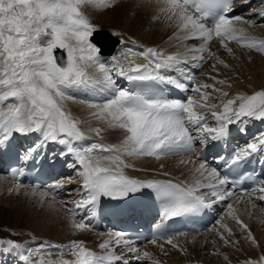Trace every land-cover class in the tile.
Masks as SVG:
<instances>
[{"label":"snow or ice","instance_id":"obj_1","mask_svg":"<svg viewBox=\"0 0 264 264\" xmlns=\"http://www.w3.org/2000/svg\"><path fill=\"white\" fill-rule=\"evenodd\" d=\"M251 3L252 0H239L240 7L248 8L244 15L236 14L237 0H157L158 9L152 19H163L176 29L170 40L203 43L186 48L183 53L170 54L152 46H139L138 51L128 48L119 56L111 57L112 66L108 67L101 47L92 39L99 28L84 8H112L114 0H0V150L10 146L17 135L30 134H38V140L25 150L23 159L38 156L49 142L63 146L54 157L72 158L65 166L75 172L79 188L77 198L72 201L73 208L67 211L71 216L70 226L77 232L91 230L89 217L95 214L103 198L127 202L151 195L141 190L151 189L159 200L161 223L231 201L237 196L229 179L232 173L255 180L257 187L240 193L241 197L248 196L255 208L254 193L264 201V179L245 177L237 170L254 154L264 153V131L244 146L233 149L229 156L217 153L215 167L208 164L203 150L196 151L195 145L200 144L203 149L209 141L226 140L233 125H245L237 130L246 135V121H264V89L229 96L227 91H222L226 81L217 79L219 73L208 77L213 81L211 84H193L192 75V69L201 67L207 59L229 68L225 60L209 49L208 44L213 39L218 40L229 55H233L231 42L264 54V38L248 33L249 28L264 27V6L256 9ZM112 35L122 34L114 30ZM189 55L191 62L182 58ZM131 56L142 57L144 62L137 63ZM212 67L215 70L216 65ZM114 77L123 78L128 86L118 84ZM165 88L191 91L199 99L169 98L164 94ZM76 90H87L100 98L99 102H79L91 110L92 118L103 120L107 129L121 131L119 144L102 142L105 128L92 127L85 131L81 127L84 121L67 103L78 99L73 94ZM208 115L214 125L209 124ZM193 131L197 132L196 136ZM89 133L101 139L82 143L90 140ZM188 153L192 154L189 159L180 163L193 165L191 181L140 180L123 171L131 167L126 157L160 159ZM222 169L228 171L222 174ZM24 174L22 168L12 170L11 179L16 183L17 194L22 187L17 179ZM63 186L58 182L39 192L41 204L44 198L51 196L49 207L54 208L53 189ZM12 191L9 189L10 194ZM37 192L33 187L31 195ZM62 207L67 208V205ZM81 209L87 210L86 215L77 220L76 210ZM226 216L232 218L246 240L259 246L232 203H227ZM216 224L222 231L215 228L210 231H216L225 247H235L239 241L233 230L223 223V217L216 220ZM107 236L98 244L99 253L87 247L83 240H72L67 245L41 241L36 248H31L12 239H0V252L16 254L23 264H129L124 256L116 253V249L125 248L137 264L142 261L161 264L151 252L135 247V240L127 233L117 231ZM160 240L164 243H159ZM149 242L165 255L168 254L165 243L181 254L188 251L175 235L154 234ZM54 253L59 258L52 259ZM224 260L228 261L229 257L224 255ZM244 264H264V255L248 259Z\"/></svg>","mask_w":264,"mask_h":264},{"label":"rangeland","instance_id":"obj_2","mask_svg":"<svg viewBox=\"0 0 264 264\" xmlns=\"http://www.w3.org/2000/svg\"><path fill=\"white\" fill-rule=\"evenodd\" d=\"M121 2H122V0H114V6L112 8H102L100 10H93V7L85 6L84 11L90 16L92 22L95 23L99 29L104 28V29L109 30L111 33L114 30L119 31V32H121L122 35L117 36V37H119L123 41L129 40V41H134L135 43H138V44H141V43H140V40L137 38V35H140L143 32L141 30L138 31V29H137V31H134L135 29L132 26L130 27L131 21H134V19L138 18L139 19L138 25L139 26L141 25L143 29L144 28L149 29L150 27L158 29V27L161 26L160 21H154L152 19V17L156 14V8L155 9L150 8L151 5L148 1H146V2L144 1L143 3L141 2V0L128 1L127 4H129L128 7L130 9V11H129L130 13L128 12V15L126 14L124 17H121L118 19V17H115V15H116L115 11H116V6L118 4H120ZM134 5H136V6H134ZM146 7L147 8L149 7V9H147ZM246 13H248V12H246ZM146 15L147 16L149 15V16L147 17ZM110 16L112 18V21L109 20V18H108ZM255 18L256 17H253V19H255ZM130 19H131V21H130ZM144 21H145V23H144ZM167 26L169 27L168 24H167ZM163 28L164 27H162L160 30L165 31ZM260 28H264V27H260ZM170 29L172 32H174V30H173L174 28L170 27ZM160 30H158L157 32H160ZM172 32H171V34H172ZM248 33L250 35H253V36L258 37V38H264V31L263 30L261 31L262 34L252 32V31H249ZM166 38L168 40V37H166ZM157 39L158 38L154 37L152 43L149 44V46L157 47L158 49H162L166 53L178 52L181 48V46L180 47L177 46L178 48L175 47L176 45L175 44L173 45V43H172V45L167 44L168 41L161 43L160 41H157ZM158 42H160L161 44ZM184 42H185L184 44L187 46V48H189V47H188L186 42H189V44L195 43L196 45L193 47H198V45L203 43V41H200V40L199 41L198 40H188V41H184ZM199 42H201V43L198 44ZM182 43H181V45L183 46L184 44H182ZM177 45H179V44H177ZM229 46L233 49V55H229L227 53L225 56H220L218 54H219L220 49L222 47L219 45L218 40L213 39L211 42H209L208 47L211 50V52L215 53V55L217 57H219L220 59L225 60V62L229 65V68H224L223 66L217 64L216 60L207 59L206 62L203 63L201 71L195 77V83L203 82V83L211 84V83H213V81L211 79H208V77L209 76H217V73H219V75L217 76V79H223L226 81V85L222 86V88H223L222 91H227L229 93V96H234L240 92L241 93H247L246 91H244V89L249 88V84L250 83L252 84V81L254 84V82H257L259 80V77H261L264 74V68H261V65H263L264 63H261V60H260V57L261 56L263 57L264 54L256 52L254 50H250V49L245 48V47H241V46L237 45L235 42L229 43ZM190 48H192V47H190ZM185 50H186V48L181 49L179 52L183 53ZM117 51H116V53H118L119 55L121 52H123L121 47L118 48ZM188 57H190V56H188ZM253 61H254V64H253ZM213 65H216L215 70L212 67ZM247 69H249V70H247ZM235 78H236V80H234ZM254 80H256V81H254ZM229 84L231 85L230 88H233L236 91V93L235 92L233 93L232 91H234V90H232V89H231L232 91H230V88L227 86ZM218 87H221V86L218 85ZM249 94H251V93H249ZM192 97L194 98V100L199 99L198 95L194 92H192ZM218 99H219V97H218ZM80 100L81 99L76 100V101H80ZM213 102H215V101H213ZM70 109L72 110V112L77 117H79L82 121H84V123L81 125V127L85 131H87L89 128H92V127H100V128L107 129L105 127L106 125H105L104 121H102V120L99 121L97 119L92 118L91 112H89L91 110L88 109L87 106H85L84 109H81L79 111L77 110V108H74V107H72ZM111 134H113L114 136L122 135L121 131L118 129L116 130V132H115V130H112ZM92 135H94V134H92ZM102 135H103L104 141H106L105 139L108 138V135H106L103 132H102ZM108 140L111 141L112 144H119L121 138L113 137V138H109ZM190 156L191 155H183L182 157L168 156V157H164V160H172L174 158H178V160H187V159H189ZM152 158L153 157H149V159H152ZM153 159L155 160V158H153ZM126 160H127L128 164H130L131 162H133V163L137 162L136 157L134 160H132L130 157H126ZM145 162H147V161H145ZM197 165H198V163H197ZM162 166H163V163L158 166V169L161 170ZM177 166L178 165H176V167H175V165H171L170 169L172 170V172H175L179 169V167L177 168ZM186 166H187V170H186L187 173L184 172V170L180 169V172L178 174L182 175L181 177L186 176V178L191 181L192 176H190V175H191V170L193 168V165L187 164ZM141 168H142V166H141ZM6 180L7 179L5 178L4 182H7ZM4 184L5 185L7 184L9 186L8 183H3L1 185V187H3ZM12 185L13 186H10L11 189L13 190L11 192V194L9 193V190H8V192L7 191L4 192V191L0 190V239H12V240L20 242L22 244H25L27 247H31V248H36L37 245L39 244V242H41V241H48L52 244H55L53 242L54 240L52 241L53 235L51 236L48 233L49 231H51L50 228L53 225L52 220H51V216L57 217V214H60V211H61L59 209V207L61 206V208H63L62 205H64V204H62L61 201L56 198L55 207L50 208L49 207V203H50L49 200H51V196L44 198V202H43V204H41V199L38 200V196H39L38 194L33 196V195H31L32 191L21 192V191H23L22 188H21V190H19V194H17L16 187H15L16 184L12 183ZM64 199L68 200L70 198H63V200ZM253 199L255 202H258L260 208L264 210V203L259 202L256 197H253ZM234 201H236L237 203L238 202L242 203L241 204L242 207H243V205L246 206L247 203H249L248 206L251 205V203L249 202V198H248V200L246 199L243 202L237 200L236 198L233 199L232 202H234ZM244 208L245 207H243V209L239 211L240 214H237V216H239V215L241 216L242 213L244 214L246 212L251 213V211H248L247 209H246L247 211H245ZM65 214H67V216L69 215L68 211L65 212L63 210V215H65ZM45 219H47V221L43 222ZM220 219H221V217H220ZM258 222L260 224H263L264 221L261 222V220L259 219ZM223 223H226L229 226V228H231L233 230V232L235 233V237H236L235 239L239 241L238 245H236L235 247H231V253H236V252L238 254L241 253L242 256L244 257V258H239V261L236 262V264L237 263L238 264H244V261H246L248 259H259L258 257L263 255V252H261V249L259 246L256 247V250H255V248L251 247L247 243H246V248L248 247L247 249L242 247L239 250L235 251L236 247L238 248V247L242 246V241H241L242 239H239V237L236 236V230L240 231L241 229L235 224V222L232 220L231 217L225 216L223 218ZM43 224L45 226H43ZM247 225H248L249 229L251 230L252 224L249 222V220H248ZM235 227H237V228H235ZM214 228L217 231H222V229H220L219 225H215ZM259 231L263 232V238H264V229L262 228ZM13 232L18 233V235H12ZM109 232L110 231H103L101 233L100 237L98 238V240L101 242L105 238L106 234ZM115 232L116 231L110 232V233H115ZM104 233H106V234L104 235ZM255 234H256V232H255ZM255 234H253V235H255ZM217 238H218V236L216 234V231H209L204 235L197 236V237H189L186 239L178 240V242H182V244H186L188 247H191V246L195 247V245H197V243H198V246H202L203 242L206 243L207 241H211V240L214 241ZM186 245H184V246H186ZM224 247L225 246L221 242V246L219 247V250L221 251V249ZM216 248H218L217 245H216ZM116 250H117L116 252L119 251V253L124 251L123 248H118ZM255 251H257V253H255ZM202 255H204V252H202ZM249 257H251V258H249ZM192 264H196V261L194 260L192 262Z\"/></svg>","mask_w":264,"mask_h":264},{"label":"bare ground","instance_id":"obj_3","mask_svg":"<svg viewBox=\"0 0 264 264\" xmlns=\"http://www.w3.org/2000/svg\"><path fill=\"white\" fill-rule=\"evenodd\" d=\"M128 1H132V0H122V2L116 6V11H115L116 15H115V17H118V19H119L121 17H124L126 14L128 15V12L130 11V9L128 7L129 4H127ZM144 1L146 2L148 0H144ZM253 4H254V6L252 8H258V7L260 8L261 6H264V5H261L260 4V0L254 1ZM150 5H151L150 8H153V9L156 8V12H157V9H158L157 0H151ZM134 6H136V5H134ZM147 9H149V7ZM108 18H109V20L112 21L111 16L108 17ZM255 19H257V18H255ZM130 21H131V19H130ZM138 23H139V19L136 18V19H134V21H131L130 27L132 26L135 29L134 31H137V29H138V31L141 30L143 32L140 35H137V38L140 40V43L143 46H149V44L152 43L153 38L156 37V38H158L157 41H160L161 43H164L165 41H168L167 44L172 45V43H173V45L174 44L176 45L175 47H177V46L180 47L181 46L180 50L187 48V46L184 44L185 42L182 43L181 41L176 40V39H172V40L169 39V37L172 36L174 32L171 31L170 27L167 26V23L164 22L163 19L160 20L161 26L158 27V29L157 28H152V27H150L149 29H146V28L143 29L141 25L140 26L138 25ZM144 23H145V21H144ZM162 27H164L163 29L165 31L160 30ZM158 30H160V32H157ZM173 30L176 31V29H173ZM262 30L264 31V28L253 27V28H249L248 29V32L249 31H252V32H256V33L262 34L261 33ZM171 32H172V34H171ZM166 37H168V40H167ZM160 42H158V43H160ZM181 43L184 44V45L182 46ZM186 43H187V45H188L189 48L196 45L195 43L194 44H192V43L189 44V42H186ZM200 43L201 42H199L198 44H200ZM177 44H179V45H177ZM199 46L200 45H198V47ZM170 53H172V52H169V54ZM226 54H227V52L223 48H221L218 55L225 56ZM113 56H119V54L115 52L113 54ZM107 59H111V58H107ZM130 59H132L133 61H143V58L142 57H139V56H131ZM260 60H261V63H264V56L263 57L261 56L260 57ZM253 64H254V61H253ZM261 68H264V64L261 65ZM247 70H249V69H247ZM118 78L120 79V81H122V83L126 82L125 80H123V78H120V77H118ZM234 80H236V78ZM254 81H256V80H254ZM231 89L234 90L233 88H230V91H232ZM261 89H264V74L261 77H259V80L257 82H254V84H253V81H252V84L251 83L249 84V88L244 89V91L247 92L246 94H249V93L252 94L254 91H258V90H261ZM232 92L233 93L234 92L236 93L235 90L232 91ZM67 103H68V107L69 108L74 107V108H77L78 111L81 110V109H84V107L86 106L85 104H81L79 101H69ZM89 112H91V111H89ZM106 130L107 129H105V132H103V133H105L106 135H108V138L105 139L106 141H104V138H103V135H102V141L103 142L107 143L108 139L109 138H113V137L121 138L122 139V135L114 136L113 134H111L112 129H108L107 130L108 132ZM116 130H115V132H116ZM89 136H90V140L89 141H84L82 143H90L92 141H96V140H100L101 139L100 137H96L95 135H92L91 133L89 134ZM35 141H36L35 135L30 134V135L27 136V139L25 140V143L33 144ZM166 157H168V156H166ZM175 157H182V156H175ZM130 158L132 160L135 159V157H130ZM136 158H137V162H134V163L131 162L130 163L131 167H128V168L123 169L124 173H128L129 174V177H131V178L140 179V180L146 179V178H149V177H152V178H172V179H174L177 182H181L183 180H187L188 181V179L186 178V176L185 177H181L182 175H179L178 174L180 172V169L184 170V172H186V170H187L186 164H181L180 163L181 160H178V158H174L172 160H164V157H162L160 159H155V160L153 158L152 159H149V157H136ZM145 161H147V162H145ZM1 163H2V161L0 160V177H4V179L6 178L7 179L6 180L7 182H4V179L3 180H0V190H2L4 192L5 191L8 192V190L11 189L10 186H13V185L9 181V179L4 175V172L2 171V165H1ZM162 163H163V166H162V169L160 170V169H158V166L160 164H162ZM197 163H199V161H197ZM171 165H175V167H176V165H178L177 168L179 167V169L177 171H175V172H172V170L170 169ZM141 166H142V168H141ZM165 172L169 173V175L168 176L163 175V173H165ZM76 182H77V180L74 179V183H76ZM3 183H8L9 186L7 184L6 185L4 184V186L1 187V185ZM14 184H16V183H14ZM21 188L23 190L21 192L32 191V189H33V187H28V186H25V185H23ZM21 188H20V190H21ZM71 188H73V187H71ZM41 191H44V190L43 189H40V190L38 189L37 194L39 195V192H41ZM74 194L75 193H73L72 195L74 196ZM73 196L70 199H73ZM248 198H249L248 196L236 197V199L239 200V201H241V202H243L246 199L248 200ZM256 198L259 201V198L258 197H256ZM39 199H41V196L40 195L38 196V200ZM49 201L51 202V200H49ZM66 201H67V199H64L63 200V203L66 202ZM232 201L233 200H231L229 203H232L233 204V207L236 209V214H240L239 211L242 210L243 207H245L244 208L245 211H247V210L248 211H251V213L250 212H246L244 214L242 213L241 216L239 215L238 217L240 219H242L245 224L248 223V220L252 224L251 232L253 234H255V232H256V234L254 235V237L258 241L259 247L261 249V252H263V255H264V238H263V232H260L259 231L262 228L264 229V222H263L264 221V210L261 209L260 206H259V204H258V202H255V201H254L255 204H256V207L255 208L251 207L252 204L248 206L249 203H247L246 206L243 205V207H242V205H241L242 203H239V202L237 203L236 201H234V202H232ZM59 209L61 211L59 210L60 211V214H57V217L51 216V220H52V224L53 225L50 228L51 231H49L48 233L51 236L53 235L52 241L54 240L53 242L55 244L67 245L72 240H83V241H85V244H86L87 247L91 248L92 250H94V251H96L98 253L101 252V250L98 247V244L100 243V241L98 240V238L100 237V235H101V233L103 231L102 232H97L96 230H94V229L91 228V230H87V231H84V232H77L74 229H72L71 226H70L71 216L70 215L67 216V214L63 215V210L66 212L67 209H71V207L69 205H67V208H65V207L61 208V206H60ZM225 216H222V217L224 218ZM259 219L261 220V222H263V224H260L258 222ZM46 221H47V219H45L43 222H46ZM215 225H217V224H215ZM215 225L212 226V228H214ZM43 226H45V225L43 224ZM212 228H210V229H212ZM235 228H237V227H235ZM210 229H208L206 232L195 233V234H192V235H186V236L177 237V240H182V239H186V238H189V237L201 236V235H204L207 232H209ZM110 232H114V231H110ZM105 234L106 233H104V235ZM107 234H106V236H105L104 239H107L108 238ZM236 236L239 237V239H242L241 240L242 241V246H240L238 248L236 247L235 251L239 250L242 247L246 248V243L249 244L251 247L255 248V250H256V246H253L248 240H246L244 238V234L242 233L241 230L240 231L236 230ZM213 242H215V244L218 246V248H216V245L213 244ZM159 243H164V241H159ZM179 243L181 245H183V246L186 245V244H182V242H179ZM134 246L135 247H138L136 245H134ZM220 246H221V241H219V239L217 238L214 241L211 240V241H207L206 243L203 242L202 246H198V243H197V245H195V247H192V246L191 247H188L187 245L184 246V247H186L188 249L187 254H181L179 251H177L175 249H172L171 246L167 245L166 243H165V248L167 249V253H168L167 255L161 253L160 249L157 246H155V245H153L151 243L145 244L144 246H140L139 248L141 249L142 252L143 251L151 252L152 255H153V258L156 259V260H159L161 262V264H192V262L194 260L196 261V264H236V262L239 261V258H244L241 253H239V254L237 252L236 253H231V247H224L220 251L219 250V247ZM217 251L219 252L218 255L215 254ZM202 252H204V255H202ZM116 253H117V255H122V256L125 255V256L131 257L129 255V253H127L125 251H124V253L123 252L122 253H119V251L116 252ZM255 253H257V251H255ZM224 255H227L229 257V260L228 261H225L224 260ZM47 258L48 257H45V259H47ZM51 258L52 259H57L59 257H58V254H55L54 253V255ZM64 258H71V257H64ZM249 258H251V257H249ZM129 259L132 261L133 264H137V262L133 258H129ZM144 263L145 264H150L149 261H142L141 262V264H144Z\"/></svg>","mask_w":264,"mask_h":264},{"label":"water","instance_id":"obj_4","mask_svg":"<svg viewBox=\"0 0 264 264\" xmlns=\"http://www.w3.org/2000/svg\"><path fill=\"white\" fill-rule=\"evenodd\" d=\"M92 39L99 46H101L102 53L105 54L112 53L116 45L119 43V40L106 30H99V32L95 34Z\"/></svg>","mask_w":264,"mask_h":264}]
</instances>
